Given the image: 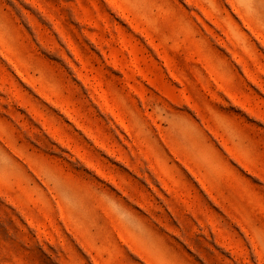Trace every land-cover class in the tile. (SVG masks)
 I'll list each match as a JSON object with an SVG mask.
<instances>
[{"label":"rangeland","instance_id":"obj_1","mask_svg":"<svg viewBox=\"0 0 264 264\" xmlns=\"http://www.w3.org/2000/svg\"><path fill=\"white\" fill-rule=\"evenodd\" d=\"M0 264H264V0H0Z\"/></svg>","mask_w":264,"mask_h":264}]
</instances>
